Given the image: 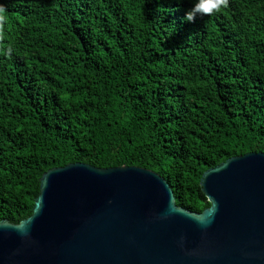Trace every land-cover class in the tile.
I'll return each mask as SVG.
<instances>
[{
    "label": "trees",
    "instance_id": "obj_1",
    "mask_svg": "<svg viewBox=\"0 0 264 264\" xmlns=\"http://www.w3.org/2000/svg\"><path fill=\"white\" fill-rule=\"evenodd\" d=\"M264 154V0H0V222L48 170L162 177L209 207L202 174Z\"/></svg>",
    "mask_w": 264,
    "mask_h": 264
},
{
    "label": "water",
    "instance_id": "obj_2",
    "mask_svg": "<svg viewBox=\"0 0 264 264\" xmlns=\"http://www.w3.org/2000/svg\"><path fill=\"white\" fill-rule=\"evenodd\" d=\"M200 214L159 175L74 163L39 179L31 214L0 222V264H264V154L206 170Z\"/></svg>",
    "mask_w": 264,
    "mask_h": 264
}]
</instances>
